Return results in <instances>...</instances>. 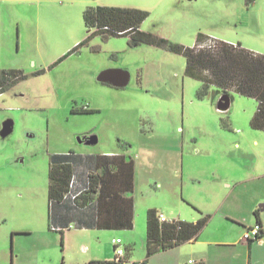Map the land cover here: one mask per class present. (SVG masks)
<instances>
[{
	"label": "rangeland",
	"instance_id": "obj_1",
	"mask_svg": "<svg viewBox=\"0 0 264 264\" xmlns=\"http://www.w3.org/2000/svg\"><path fill=\"white\" fill-rule=\"evenodd\" d=\"M99 5L147 11L139 30L169 45L88 33L84 11ZM199 36L264 54V0H0V70L25 75L0 93V128L13 120L0 137V264H161L164 254H146L149 209L169 220L214 218L209 232L264 197V130L251 126L258 102L231 92L219 111L214 86L198 94L201 81L186 74L175 47ZM105 69L128 71L129 83L98 81ZM91 132L96 145L77 141ZM123 150L134 158L131 189L124 194L118 177L111 186L132 227L72 221L62 239L48 217L51 156Z\"/></svg>",
	"mask_w": 264,
	"mask_h": 264
},
{
	"label": "trees",
	"instance_id": "obj_2",
	"mask_svg": "<svg viewBox=\"0 0 264 264\" xmlns=\"http://www.w3.org/2000/svg\"><path fill=\"white\" fill-rule=\"evenodd\" d=\"M248 1V0H247ZM252 1V0H249ZM148 12L130 7L99 5L84 11V21L88 33L109 35H129L133 41L147 45L167 46L166 39L149 32L139 30ZM82 43L76 45L74 49ZM176 51L186 57L185 72L188 76L201 81L199 95L205 94L208 86L215 87V95L236 92L254 97L257 110L251 120V126L264 130V54L209 36H199L192 47L176 45ZM67 56L65 54L57 62ZM25 75L19 69L0 70V93L13 87ZM79 159H75V158ZM53 154L48 170V201L50 205L49 220L51 228L61 232L74 221L77 226L96 227L99 229L131 228L132 219L127 211L117 205V198H122L111 186L114 178L125 183L124 194L131 189L130 181L133 176V162L123 156L101 154ZM111 165L102 174L91 173L88 183L83 179L87 170H75L80 166L87 169L100 165ZM117 168V169H116ZM116 169V170H115ZM92 172L94 170H91ZM76 172V173H75ZM80 178V197L73 199L77 189L70 185L76 175ZM85 176V175H84ZM126 179V180H125ZM258 210L255 211V215ZM115 214V216H114ZM92 218L93 216H95ZM204 217L196 222L184 220L161 221L159 212L149 209L147 212L146 254L150 257L156 253L194 240L208 222ZM259 236L256 237L258 239ZM115 247V245H114ZM124 255V254H123ZM123 257V256H122ZM122 257L120 260L121 261ZM195 264H204L199 261Z\"/></svg>",
	"mask_w": 264,
	"mask_h": 264
},
{
	"label": "crops",
	"instance_id": "obj_3",
	"mask_svg": "<svg viewBox=\"0 0 264 264\" xmlns=\"http://www.w3.org/2000/svg\"><path fill=\"white\" fill-rule=\"evenodd\" d=\"M263 200L264 197L253 199L246 205L244 216L226 213L227 215L221 216L216 221V226H212L207 232L214 221V218L209 219L196 239L160 252L169 260L161 264H195L199 261L204 264H264V203H261V208L258 209L255 205ZM256 223L260 225L259 238L244 240V232ZM147 262L146 258L144 263Z\"/></svg>",
	"mask_w": 264,
	"mask_h": 264
},
{
	"label": "water",
	"instance_id": "obj_4",
	"mask_svg": "<svg viewBox=\"0 0 264 264\" xmlns=\"http://www.w3.org/2000/svg\"><path fill=\"white\" fill-rule=\"evenodd\" d=\"M100 82L109 83L115 87H125L129 83L130 74L123 69H105L102 70L96 77ZM216 108L219 111H226L229 109L232 97L228 93H220L217 97ZM13 131V120L6 119L2 122L0 128V137L6 138ZM79 143L93 146L99 142V136L96 132L84 133L77 136Z\"/></svg>",
	"mask_w": 264,
	"mask_h": 264
},
{
	"label": "flooded vegetation",
	"instance_id": "obj_5",
	"mask_svg": "<svg viewBox=\"0 0 264 264\" xmlns=\"http://www.w3.org/2000/svg\"><path fill=\"white\" fill-rule=\"evenodd\" d=\"M76 50L74 49H72L71 51H70V53H74ZM40 73H42V72H40ZM107 85H109V86H113V85H111V84H109V83H106ZM115 87V86H114ZM79 154H81V153H79ZM91 154V153H90ZM85 155H87V154H83V156H85ZM118 155H120V156H123L126 160H132V162H134V158L132 157V156H130L127 152H124V150L123 151H121V152H119L118 153ZM49 165H50V163H49ZM104 169H111V165L110 164H108V166L107 165H100L99 167H94V168H91V167H88L87 169H85V168H81V167H79V168H75V170H87V173L86 174H84L82 177H83V179L84 180H86V183H88V176L91 174V173H94V174H96V172L95 171H97V173L98 174H102L103 173V171H104ZM117 169V168H116ZM115 169V170H116ZM91 170H94L93 172L91 171ZM76 173V172H75ZM80 172H77V174L75 175L74 174V176H73V178H72V180H71V186L73 187V189H77V191H76V193L74 194V195H72V198L73 199H75V198H79L80 197V195H81V193H83L82 191H81V189H79L78 190V188H80L79 186L81 185V179L80 178H78V174H79ZM88 175V176H87Z\"/></svg>",
	"mask_w": 264,
	"mask_h": 264
},
{
	"label": "built area",
	"instance_id": "obj_6",
	"mask_svg": "<svg viewBox=\"0 0 264 264\" xmlns=\"http://www.w3.org/2000/svg\"><path fill=\"white\" fill-rule=\"evenodd\" d=\"M159 219L161 221H170L167 219L163 213H159ZM260 231V225L256 223L254 226L248 228L244 234H243V239L244 240H249V239H256L258 236V233ZM115 247H118L121 243V240L119 238L113 240ZM124 252L123 249L121 248H116V257L115 260H120V258L123 256Z\"/></svg>",
	"mask_w": 264,
	"mask_h": 264
}]
</instances>
